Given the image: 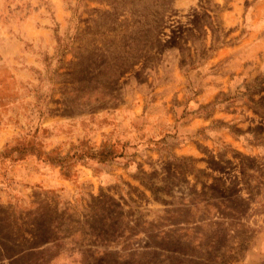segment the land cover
<instances>
[{
	"label": "rangeland",
	"instance_id": "rangeland-1",
	"mask_svg": "<svg viewBox=\"0 0 264 264\" xmlns=\"http://www.w3.org/2000/svg\"><path fill=\"white\" fill-rule=\"evenodd\" d=\"M0 264H264V0H0Z\"/></svg>",
	"mask_w": 264,
	"mask_h": 264
},
{
	"label": "trees",
	"instance_id": "trees-1",
	"mask_svg": "<svg viewBox=\"0 0 264 264\" xmlns=\"http://www.w3.org/2000/svg\"><path fill=\"white\" fill-rule=\"evenodd\" d=\"M110 148H104V150L102 151L103 154H105V159L103 161H109L113 158H115L116 156L112 154V152L109 150Z\"/></svg>",
	"mask_w": 264,
	"mask_h": 264
}]
</instances>
